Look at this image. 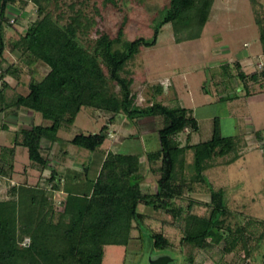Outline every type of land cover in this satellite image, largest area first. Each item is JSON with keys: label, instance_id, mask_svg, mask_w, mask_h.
I'll use <instances>...</instances> for the list:
<instances>
[{"label": "trees", "instance_id": "16d2710c", "mask_svg": "<svg viewBox=\"0 0 264 264\" xmlns=\"http://www.w3.org/2000/svg\"><path fill=\"white\" fill-rule=\"evenodd\" d=\"M101 1L106 8L121 9L123 5L122 0ZM29 2L38 8L37 20L10 46L45 63L50 71L43 80L31 81L28 95H18L7 102L5 91L10 88L7 78L12 71L11 67L4 70L0 62V114L17 115L20 110L27 109L48 122L16 132L11 152L15 155L21 147L28 151L32 168L53 170L47 183L58 192L65 182L66 197L58 208L46 187L18 184L11 187V198H0V264H103L107 246H129L135 224L141 230L146 217L139 211L141 205L179 218L183 210L175 202L184 198L187 190L191 191L184 177L188 152L194 154L196 170L191 181L209 184L205 172L215 168L214 161L237 151L236 138L223 136L217 120L210 141L192 144V135L200 130L192 109L170 108L160 102L148 107L137 106L134 79L128 71L130 63L135 62L142 51L157 45L165 26L173 27L178 44L200 39L215 0H169L155 22L154 36L126 41L122 47H117V43L123 30L115 39L101 29L100 9L95 10V17L74 5L70 6V13L56 14L50 8L54 0H0L1 61L8 48L5 30L11 22L10 10L17 3L26 7ZM258 25L264 50V18L258 20ZM92 31L96 33L95 39L89 37ZM261 70L240 73L247 88L249 83L264 81V64ZM157 88L162 93L163 85ZM85 108L101 110L112 117L99 133L77 135L72 145L98 151L107 141L110 124L117 116L124 115L132 121L163 117L165 126L159 130L161 148L146 155L110 152L96 178L88 176L87 167L86 171H74L63 177L52 169L49 158L43 155V141L61 143L62 127L73 125ZM3 130H7L5 125ZM186 131L189 133L183 146L177 137ZM143 164H146V174ZM155 165H160L159 169H154ZM155 171L160 173L157 190L146 192L144 180ZM14 172L13 162L0 160V184L2 179L11 181ZM196 205L210 207L211 214L208 217L194 214ZM231 212L223 191L213 192L210 202L192 199L182 243L200 250L225 243V254L234 252L241 244L245 258L251 259L253 249L248 229L244 225L234 228L227 224ZM253 222L264 225L261 220L255 219L251 224ZM263 236L264 233L260 238ZM27 238L30 244L23 246ZM151 238L155 250L165 251L172 246L162 233H152ZM171 264L194 262L191 258L188 263L173 258Z\"/></svg>", "mask_w": 264, "mask_h": 264}, {"label": "rangeland", "instance_id": "374dc122", "mask_svg": "<svg viewBox=\"0 0 264 264\" xmlns=\"http://www.w3.org/2000/svg\"><path fill=\"white\" fill-rule=\"evenodd\" d=\"M168 1L122 0L121 9H113L104 7L101 0H54L50 8L56 14H65L70 13V6L74 5L90 17H95V10L100 9L99 26L115 39L123 30L117 43V47H122L124 42L140 37L151 39L155 34V22L160 19V11ZM9 14L11 22L5 30L8 48L4 60H0L4 70L11 67L12 71L7 78L10 84L5 91L7 102L18 95H28L31 81L43 80L50 71L45 63L10 46L37 20V6L32 2L26 7L17 3ZM260 18H264V0H215L200 39L178 44L173 27L165 26L157 45L142 51L139 58L128 66L129 76L134 79L137 106L148 107L160 102L170 108L192 109L200 126V130L192 135V144L210 141L217 120L223 136L236 138L237 151L216 159L215 168L205 172L210 185L191 181L196 170L194 154L188 152L184 177L191 191L187 190L185 197L175 202L183 210L179 218L141 205L139 211L146 215L141 230L135 224L129 246H107L103 264H150L162 256L183 263H188L191 258L194 264H264V236L260 238L264 225L251 224L255 219L264 221V81L249 83L247 88L240 77L242 72H262L264 50L258 25ZM89 37L95 39L96 33L90 32ZM160 85H163L162 93L157 90ZM111 117L101 110L85 108L73 125L62 127L59 132L61 143L44 140L43 155L49 158L52 169L65 177L74 171H86L87 167L88 176L93 179L98 176L110 152L146 155L161 148L159 130L165 126L163 117L132 121L124 115L117 116L110 124L107 141L98 151L83 150L71 144L77 135L99 133ZM40 124L48 122L31 110L22 109L17 115L0 114V160L13 162L15 166L12 180L1 181L0 198H11L10 189L14 185L39 184L48 189L55 205L60 208L66 197L65 182L61 191H54L47 183L53 170L32 168L28 151L21 147L17 148L15 155L11 152L16 132ZM4 125L7 127L5 131ZM188 133L179 135L178 143L184 146ZM19 139L22 140V136ZM143 167L146 174V164ZM159 167L155 165L154 169ZM159 178L157 171L148 174L144 180L145 191L156 192ZM215 191H223L224 201L232 211L227 224L234 228L239 225L247 227L253 249L251 259L245 258L241 244L234 252L225 254V243L204 250L182 243L191 200L210 202ZM193 213L208 217L211 208L196 205ZM152 233L164 234L170 240L171 248L155 250Z\"/></svg>", "mask_w": 264, "mask_h": 264}, {"label": "water", "instance_id": "95a60500", "mask_svg": "<svg viewBox=\"0 0 264 264\" xmlns=\"http://www.w3.org/2000/svg\"><path fill=\"white\" fill-rule=\"evenodd\" d=\"M173 258L170 256H162L150 262V264H171Z\"/></svg>", "mask_w": 264, "mask_h": 264}, {"label": "built area", "instance_id": "2783aa9c", "mask_svg": "<svg viewBox=\"0 0 264 264\" xmlns=\"http://www.w3.org/2000/svg\"><path fill=\"white\" fill-rule=\"evenodd\" d=\"M30 244V239H25L23 242V246H28Z\"/></svg>", "mask_w": 264, "mask_h": 264}]
</instances>
